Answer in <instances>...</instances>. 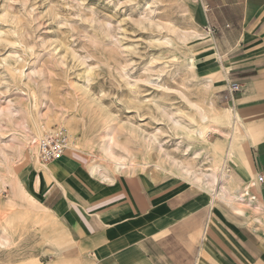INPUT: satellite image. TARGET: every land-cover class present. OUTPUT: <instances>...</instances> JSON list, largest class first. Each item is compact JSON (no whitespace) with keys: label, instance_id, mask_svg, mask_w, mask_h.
Returning <instances> with one entry per match:
<instances>
[{"label":"rangeland","instance_id":"374dc122","mask_svg":"<svg viewBox=\"0 0 264 264\" xmlns=\"http://www.w3.org/2000/svg\"><path fill=\"white\" fill-rule=\"evenodd\" d=\"M196 35L205 33L183 0H0V264H85L58 220H39L50 213L34 191L35 172L27 177L38 142L59 129L70 136L66 155L89 171L98 166L100 179L117 178L118 160L128 165L122 176L175 181L200 194L212 182L203 174L231 176L213 207L243 230L239 250L260 260L264 209L251 192L258 182L236 160L225 161L232 120L198 119L199 106L212 116L228 106L188 66ZM239 135L235 145L243 148ZM246 190L256 197L251 207V196L231 203L251 218L225 204ZM20 214L24 221L8 223Z\"/></svg>","mask_w":264,"mask_h":264},{"label":"crops","instance_id":"0c3cea01","mask_svg":"<svg viewBox=\"0 0 264 264\" xmlns=\"http://www.w3.org/2000/svg\"><path fill=\"white\" fill-rule=\"evenodd\" d=\"M183 2L205 33L194 53L196 74L240 118L244 146L233 164L257 181L264 176V0ZM232 83L239 92H230ZM64 158L48 164L53 178L45 175L37 194L85 264H264V242L258 261L239 250L243 230L221 217L204 189L144 175L103 181L72 155ZM251 192L264 209V183Z\"/></svg>","mask_w":264,"mask_h":264},{"label":"bare ground","instance_id":"6f19581e","mask_svg":"<svg viewBox=\"0 0 264 264\" xmlns=\"http://www.w3.org/2000/svg\"><path fill=\"white\" fill-rule=\"evenodd\" d=\"M193 37H195V36H193ZM192 38V37H191ZM189 39V40H192V39ZM186 40V39H185ZM189 40H188V42H189ZM205 40V37L202 35H196V37H195V39H194V41H196L197 42V45H199V44H201L203 41ZM195 53V52H194ZM193 53V54H194ZM187 61H189V63H188V66H189V68L190 69H192L193 71H194V73L196 74V71H195V61H194V55H191V57L189 58V60L187 59ZM40 62V61H39ZM51 66V65H50ZM45 67V66H44ZM49 68V67H48ZM51 68V67H50ZM90 69V68H89ZM89 75V74H88ZM197 75V74H196ZM89 77V76H88ZM205 83H206V85L207 86H210V87H212V84L209 82V81H204ZM86 88V87H85ZM88 91V90H87ZM157 106V105H156ZM197 110H198V119L200 118V121L203 123H205V122H211V123H216V124H220V123H223V122H227L228 123V121L229 120H232L231 122H232V124H231V129H230V133H227L226 135L228 136V140H229V143H228V147H229V151H228V153H227V155H226V157H225V161L226 162H230V163H233L234 162V158H235V155H236V150L238 149L237 147H236V145H235V139H236V135L238 134V133H241V131H240V129H239V127L241 126V124H240V118H239V116H238V114L235 112V110H234V108H232V107H228V108H226V109H224L223 110V112H221V114H217V115H210L209 114V111L207 112L203 107H198L197 108ZM212 111H214V110H212ZM232 118V119H231ZM193 121H195V120H193ZM183 125V124H182ZM175 127V126H174ZM132 128H134V127H132ZM138 128V127H137ZM187 129V128H186ZM201 129H204V128H201ZM139 130V129H138ZM143 132L141 129L139 130V132ZM180 131V130H179ZM188 133V135L187 136H189V137H191V138H203V139H201L202 141H204V142H206L209 146L210 145H212V143H208V141H207V139H205L207 136H205L204 135V133L202 132V131H200L199 129H193V130H189L188 129V131H187ZM144 134H145V131L143 132ZM40 135H41V132L39 133ZM208 134V133H207ZM146 135H147V133H146ZM112 137V134L110 133V134H108V138H111ZM153 137V136H152ZM156 137V136H155ZM150 138H151V136H150ZM151 140V139H150ZM112 141V140H111ZM157 141V140H156ZM34 143V142H33ZM145 143V142H144ZM157 143V142H156ZM155 144V143H154ZM76 145V144H75ZM153 145V144H152ZM158 146V144L156 145V147ZM154 148V147H153ZM157 148H160V146H158ZM80 149V148H79ZM151 149H152V147H151ZM209 149V148H208ZM77 150V149H76ZM159 150V149H158ZM119 151V150H118ZM155 151H156V149H155ZM121 152V151H120ZM1 153L2 154H4V156H5V152L3 151V150H1ZM34 153H35V151H34ZM106 153V152H105ZM218 153V152H217ZM107 154V153H106ZM124 154V153H123ZM129 155V154H128ZM126 156V155H125ZM127 158H128V156H127ZM65 159V158H64ZM132 160H133V158H132ZM177 161V160H176ZM126 162V161H125ZM130 162V161H129ZM134 162V161H133ZM173 162V161H172ZM179 162V161H178ZM61 163V162H60ZM127 163V162H126ZM180 163V162H179ZM61 164H63V163H61ZM131 164V163H130ZM174 164V163H173ZM177 165V164H176ZM179 165V164H178ZM178 165H177V167H178ZM9 166H11V165H9ZM127 164H124V163H122L120 160H118V162H116V173H117V176H119V175H122V173H123V171L124 170H126V168H127ZM34 167H35V176L33 177V178H31L30 180H31V182L33 183V186H34V191H35V193L37 194V192H39V190L41 189V186H42V183H43V177L45 176V175H49L51 178H53V173H52V170L48 167V165H45V164H42V163H40L39 162V158H38V156H36L35 158H34ZM134 168V167H133ZM187 168H188V166H187ZM186 168V169H187ZM189 169V168H188ZM191 169V168H190ZM178 170V169H177ZM180 170H181V168H180ZM183 170V169H182ZM111 171V170H110ZM230 171V170H229ZM115 172V171H114ZM185 173H186V175L185 176H187V174L188 175H193L189 170H185L184 171ZM197 173V172H196ZM90 174L92 175V176H95V177H98L97 175H98V166H93L91 169H90ZM144 174V173H143ZM195 174V173H194ZM199 174V173H198ZM113 175H114V173H113ZM222 175V174H221ZM203 176H204V178H209V177H211L212 178V182L209 184L208 183V185L205 183H203V189L205 190V191H207L208 193H211L212 195H213V199H212V203H213V205L212 206H214V204L216 203V201L217 200H222V199H225V197H226V195H227V186L228 185H230L231 183H232V181L234 180L233 178H231V176H222L221 178H219L217 175H208V173L207 174H203ZM192 178H193V176H192ZM103 181H113L114 179H111V178H109L108 179V177H103V178H101ZM195 179L198 181V178L195 176ZM193 180V179H192ZM209 181V180H208ZM202 182H203V180H202ZM205 182V181H204ZM200 183V182H199ZM202 186V185H201ZM21 191H25L23 194H27V192H26V189H25V186H24V184H23V186H21ZM234 191V190H233ZM31 196V195H30ZM246 196H251V194H250V191L249 190H246L245 192H244V196H239L238 195V193L236 192L235 194H234V196H233V199H228L227 200V202L225 203V204H227V206H229L234 212H235V214H237V215H242V216H244V217H249V218H251L252 216L250 215V214H248V212H247V210H245V209H242V208H238V207H235L232 203H231V201H235L236 200V202H238V203H244L245 202V198H246ZM256 199V197L255 196H251V198H250V200L248 201V206H252L253 205V200H255ZM32 200V202H33V204L35 203V204H37V205H40L41 204V202L38 200V199H31ZM259 203H261L260 201H259ZM32 204V205H33ZM246 204V205H247ZM261 205V204H260ZM25 206V205H24ZM27 206V205H26ZM34 206V205H33ZM44 209L46 210V211H48L49 213H50V216H47V215H49V214H47V215H40V214H37V217H39V220L40 221H54V220H57V217L54 215V213H53V211H51L49 208H47V207H44ZM47 212V213H48ZM40 213V212H39ZM35 217V216H34ZM10 219H11V221H10ZM9 219V224H13L14 222H21V221H24V216L23 215H17V216H15V217H11ZM21 220V221H20ZM34 220V219H33ZM8 223H7V225H8ZM53 223V222H52ZM60 223V222H59ZM46 223H44L43 225H45ZM51 227V226H50ZM48 228V227H47ZM44 231V230H43ZM62 231H63V229H62ZM64 233H65V235L66 236H68L67 234H66V232H65V230L63 231ZM52 235V234H51ZM50 236V235H49ZM62 236H64V235H62ZM53 237V236H52ZM51 238V237H50ZM68 238V237H67ZM61 238H59V240H60ZM69 239V238H68ZM50 241H52V239L50 240ZM62 242V241H61Z\"/></svg>","mask_w":264,"mask_h":264},{"label":"built area","instance_id":"2783aa9c","mask_svg":"<svg viewBox=\"0 0 264 264\" xmlns=\"http://www.w3.org/2000/svg\"><path fill=\"white\" fill-rule=\"evenodd\" d=\"M239 91L240 85L238 83H232L230 92L237 93ZM69 142L70 136L65 129H59L44 136L38 142V158L40 162L48 165L64 158L69 149ZM257 182L263 184L264 176H258Z\"/></svg>","mask_w":264,"mask_h":264}]
</instances>
